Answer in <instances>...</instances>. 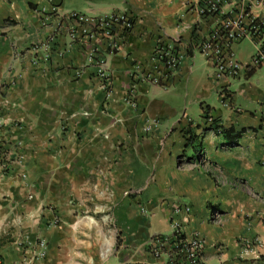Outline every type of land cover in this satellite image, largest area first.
<instances>
[{
    "label": "crops",
    "instance_id": "obj_1",
    "mask_svg": "<svg viewBox=\"0 0 264 264\" xmlns=\"http://www.w3.org/2000/svg\"><path fill=\"white\" fill-rule=\"evenodd\" d=\"M198 2L0 0V145L9 165L0 173L1 264H19L41 239L48 253L35 264H163L147 243L172 232L173 203L191 207L185 228L205 239V264H264V66L219 78L210 60L187 49L215 24L198 14ZM52 3L63 13L134 16L133 31L109 60V101L84 50L59 54L66 34L50 61L33 64L31 46L53 35L55 21L41 22ZM241 7L228 4L225 12L237 18ZM255 13L264 23V7ZM163 38L183 42L182 64L170 72L168 90L139 85L133 109L124 100L131 73ZM233 47L250 64L255 44L245 38ZM191 82L199 84V116L183 111L178 119ZM213 94L223 108L206 101ZM211 119L239 135L214 134L206 129ZM204 128L201 144H190ZM104 210L114 214V229Z\"/></svg>",
    "mask_w": 264,
    "mask_h": 264
},
{
    "label": "built area",
    "instance_id": "obj_2",
    "mask_svg": "<svg viewBox=\"0 0 264 264\" xmlns=\"http://www.w3.org/2000/svg\"><path fill=\"white\" fill-rule=\"evenodd\" d=\"M52 1V0H49ZM242 2V14L237 18L227 16L225 7L228 4ZM264 7V0H199L197 12L201 17L214 19L215 24L203 35H198L186 48L200 53L213 64L215 74L219 78H238L244 70H253L264 66V23L259 20L255 10ZM43 25L55 21L53 35L45 42H36L31 46L33 64L50 61L58 36L66 34L69 41L60 48L59 54L78 45L87 55L88 60L96 68V76L100 86L107 92L106 101L112 95L113 78L109 71V60L124 46L127 36L135 27L134 16L127 11H112L103 14L71 11L60 12L58 5L51 4L50 11L41 16ZM245 38L255 44V53L247 66L241 63L235 53L234 44ZM183 42L180 39H159L147 64L135 67L131 73V85L124 100L133 109L138 108L137 88L143 83L169 89L170 72L179 69L184 55ZM59 49V48H58ZM82 72L78 71L80 75ZM223 103L229 106L231 99L229 89L223 90ZM264 124V105L261 112ZM151 125L145 126L148 132ZM214 133L215 131L212 130ZM217 134V133H215ZM5 148L0 145V173H4L9 165L4 154ZM204 155L203 149L197 151ZM131 190L125 191L130 195ZM144 210V208H143ZM191 207L173 203L169 219L172 232L153 236L147 243V250L155 258L164 259L163 264H205V239L198 232H189L185 228L186 220L191 217ZM146 211V210H144ZM103 219L112 224L115 217L108 210L102 212ZM186 219V220H185ZM48 246L46 241L39 240L34 246L24 250L19 264H35L46 258ZM2 256L0 254V264ZM91 259L88 264H93Z\"/></svg>",
    "mask_w": 264,
    "mask_h": 264
},
{
    "label": "rangeland",
    "instance_id": "obj_3",
    "mask_svg": "<svg viewBox=\"0 0 264 264\" xmlns=\"http://www.w3.org/2000/svg\"><path fill=\"white\" fill-rule=\"evenodd\" d=\"M198 54H200V53H198ZM200 55H202V54H200ZM200 55H198V58L201 57ZM198 85H199L198 82H191V83L188 84V93L186 95L183 93V96H182V98L180 100V108H181V110H180V114H179L178 119L182 118V115H183L182 112L183 111H186V113L191 118H194V119L198 118L199 113H200L199 112L200 111V102H196V95H197L198 88H199ZM182 92H184V89L182 90ZM206 101L208 103H210L211 105L215 106L216 108H220V107L223 108L222 107V103L220 101V98L217 95H215V94H213L212 96L207 98ZM205 132H206V129L204 128V129H201V130H199V131H197L195 133L197 134V138H199L200 135H205ZM188 139H189V137H188ZM196 143H198V141ZM192 153L194 154L195 151L193 150ZM169 229L170 228H168L167 231H169Z\"/></svg>",
    "mask_w": 264,
    "mask_h": 264
},
{
    "label": "trees",
    "instance_id": "obj_4",
    "mask_svg": "<svg viewBox=\"0 0 264 264\" xmlns=\"http://www.w3.org/2000/svg\"><path fill=\"white\" fill-rule=\"evenodd\" d=\"M208 110H209V108L208 109H206V111L204 112V114L205 115H207L208 114ZM208 117L209 116H206L205 118H207L208 119ZM211 120H213V123H212V125H211V127H208V128H206V129H210V130H214L215 131V133H217L218 135H222L223 137H236V136H238L239 134L238 133H234V131L232 130V129H230V128H226L225 126H223V125H221V124H219V123H217V121L216 120H214V119H211ZM200 137H201V135H200ZM197 134H195V133H193V134H191L190 136H189V140H190V144H201V142H199L198 141V143H196L197 142ZM236 140H234L232 143H236L235 142Z\"/></svg>",
    "mask_w": 264,
    "mask_h": 264
}]
</instances>
